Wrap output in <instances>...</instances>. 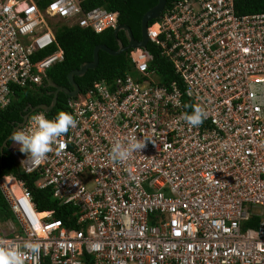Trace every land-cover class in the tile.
Instances as JSON below:
<instances>
[{
    "label": "built area",
    "instance_id": "obj_1",
    "mask_svg": "<svg viewBox=\"0 0 264 264\" xmlns=\"http://www.w3.org/2000/svg\"><path fill=\"white\" fill-rule=\"evenodd\" d=\"M238 1H176L147 29L174 80L152 70L147 48L131 49L122 76L69 98L77 127L42 162L10 148L38 189L76 210L65 226L36 210L22 180L0 177L14 217L0 237L37 242L27 264H264V13L238 15ZM84 2L0 0V112L63 61L57 29L119 26ZM185 101L207 113L200 126L184 121ZM39 114L55 117L35 112L17 131ZM131 136L145 147L112 160Z\"/></svg>",
    "mask_w": 264,
    "mask_h": 264
},
{
    "label": "trees",
    "instance_id": "obj_2",
    "mask_svg": "<svg viewBox=\"0 0 264 264\" xmlns=\"http://www.w3.org/2000/svg\"><path fill=\"white\" fill-rule=\"evenodd\" d=\"M178 0H167L165 10L170 8ZM158 3V0H85L83 7L92 9L96 7L104 8L118 16V25L130 28L136 41L141 39V21L143 16ZM238 15H249L264 13V0H239L236 4ZM154 22V21H153ZM151 22L150 24H152ZM114 30H108L102 34H95L92 31L80 29L78 27H61L57 29L55 39L57 45L63 52L62 62L53 66L47 73V80L42 85L18 88L14 91V96L10 105L0 112V150L5 140L11 135L13 125L22 122L25 109L28 106L36 108L41 105L49 106L53 96V88L48 86V81L53 84L72 90L68 75L78 70L83 64L93 61V52L98 45H105L113 51L118 50V44L114 39ZM118 39L123 46L128 42L123 32L118 33ZM56 48L44 52L42 56L49 55ZM148 52L152 55V70L158 72L163 77V82L167 83L175 79L171 65L159 56L152 45H148ZM130 69L129 51L118 56H110L105 52H99V63L95 70L88 71L84 77L75 78L81 93L87 92L93 85L102 80L111 81L122 76ZM166 75H168L166 77ZM69 100L64 94H59L56 107L52 115L60 111L66 112V103ZM191 105L185 101V106ZM192 106V105H191ZM193 107V106H192ZM191 111V108H186ZM15 146L13 141L8 142V148L4 149L2 166H0V177L3 175L15 176L25 183L31 194L32 201L39 213L53 212V220L61 221L65 226H73L76 210L69 206L61 205L53 198L51 189L40 190L35 186L36 178L25 175L17 165L9 150ZM1 156V152H0ZM8 221H14V217L0 193V226Z\"/></svg>",
    "mask_w": 264,
    "mask_h": 264
},
{
    "label": "clouds",
    "instance_id": "obj_3",
    "mask_svg": "<svg viewBox=\"0 0 264 264\" xmlns=\"http://www.w3.org/2000/svg\"><path fill=\"white\" fill-rule=\"evenodd\" d=\"M185 111L184 121L198 127L206 119L207 113L200 107H192ZM78 121L68 112L60 111L53 119L44 114L34 117L32 127L27 131H15L11 136L12 141L19 145L20 152L29 156L35 163L42 162L47 154L52 151V145L59 137L70 129L77 127ZM145 147V141L131 136L127 142L117 141L111 146L110 157L114 161H125L134 152H139ZM40 246L37 242L25 240L23 243L16 240L0 237V264H27V260L39 254Z\"/></svg>",
    "mask_w": 264,
    "mask_h": 264
},
{
    "label": "water",
    "instance_id": "obj_4",
    "mask_svg": "<svg viewBox=\"0 0 264 264\" xmlns=\"http://www.w3.org/2000/svg\"><path fill=\"white\" fill-rule=\"evenodd\" d=\"M167 0H158V3L155 7L150 9L142 18L141 21V39L140 41H136L133 37L132 31L130 30L129 27L124 26V25H119L114 31V39L118 44V50L113 51L109 49L105 45H98L93 52V61L90 63H85L83 64L78 70L72 71L68 75V81L69 84L72 88V90L64 87H59L52 82L48 81V86L53 88L54 91L51 93L53 96L52 102L49 106L47 105H41L36 108H33L31 106H28L25 109V115L22 117V122L17 123L13 125L12 133L11 135L5 140L1 147V156H0V166H2L3 163V157H4V149L8 148V142H10L11 136L14 134L15 131H17L19 128L23 127L24 124L26 123L28 117L38 111H42L45 114L51 113L54 108L56 107L57 101H58V96L59 94H64L68 98H74L76 97L79 93H81V90L78 86V84L75 82V78H82L85 76V74L90 71V70H95L98 66L99 63V52H105L110 56H118L121 55L122 53H125L131 49H136V48H142L146 49L147 48V29L150 25L151 22L159 19L162 15V13L165 10ZM123 32L125 34V37L127 39V46H123L121 41L118 39V33Z\"/></svg>",
    "mask_w": 264,
    "mask_h": 264
},
{
    "label": "rangeland",
    "instance_id": "obj_5",
    "mask_svg": "<svg viewBox=\"0 0 264 264\" xmlns=\"http://www.w3.org/2000/svg\"><path fill=\"white\" fill-rule=\"evenodd\" d=\"M16 145V144H15ZM18 151L20 152V150L18 149Z\"/></svg>",
    "mask_w": 264,
    "mask_h": 264
},
{
    "label": "crops",
    "instance_id": "obj_6",
    "mask_svg": "<svg viewBox=\"0 0 264 264\" xmlns=\"http://www.w3.org/2000/svg\"><path fill=\"white\" fill-rule=\"evenodd\" d=\"M12 141V140H11Z\"/></svg>",
    "mask_w": 264,
    "mask_h": 264
}]
</instances>
